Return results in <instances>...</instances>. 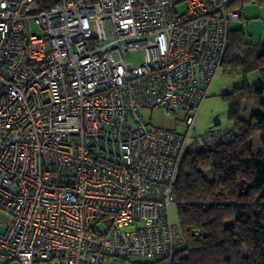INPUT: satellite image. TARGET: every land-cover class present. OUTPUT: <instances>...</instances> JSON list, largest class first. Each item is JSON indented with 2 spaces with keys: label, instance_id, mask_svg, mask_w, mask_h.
<instances>
[{
  "label": "built area",
  "instance_id": "2783aa9c",
  "mask_svg": "<svg viewBox=\"0 0 264 264\" xmlns=\"http://www.w3.org/2000/svg\"><path fill=\"white\" fill-rule=\"evenodd\" d=\"M233 1L0 0V264L173 263L183 158L227 134H198L196 116Z\"/></svg>",
  "mask_w": 264,
  "mask_h": 264
},
{
  "label": "trees",
  "instance_id": "16d2710c",
  "mask_svg": "<svg viewBox=\"0 0 264 264\" xmlns=\"http://www.w3.org/2000/svg\"><path fill=\"white\" fill-rule=\"evenodd\" d=\"M248 3L264 0H235L231 7ZM221 72L240 80L222 93L231 126L210 129L226 138L183 158L175 183L183 244L172 264H264V45L230 27ZM253 74L258 80L251 83ZM252 101L260 111L247 117Z\"/></svg>",
  "mask_w": 264,
  "mask_h": 264
},
{
  "label": "rangeland",
  "instance_id": "374dc122",
  "mask_svg": "<svg viewBox=\"0 0 264 264\" xmlns=\"http://www.w3.org/2000/svg\"><path fill=\"white\" fill-rule=\"evenodd\" d=\"M182 11L186 10V0H177ZM241 11L242 17L237 21L231 23L232 29L242 28L247 36V38L254 43L263 44L264 43V4H246L242 9L238 7ZM35 31H37L35 29ZM127 63L131 66H138L143 64L146 59V51L140 50L136 52L129 53L125 56ZM251 83L258 80L257 75L253 74L249 77ZM240 81L237 78H233L222 72H219L214 83L211 86L209 96L203 101L198 114L196 116V131L198 134H204L210 129H222L231 126V121L228 118V105L222 97V93L232 89L234 85L238 84ZM264 99V94L262 95ZM256 100V99H254ZM253 100V101H254ZM258 100V99H257ZM249 103L247 117L251 116V112H259V105H254V102ZM258 107V109H257ZM256 110V111H254ZM141 115L146 120L149 126H156L171 130L183 131V127L180 124V120L176 115L166 113L163 110H156L153 114L148 109H142ZM182 115H180L179 118ZM220 121V125H215L216 121ZM133 126L137 125L133 123ZM192 143V137L189 140V144ZM254 148L257 151L261 147L260 135L254 138ZM170 220L172 224L177 225L179 223L178 208L176 204H171L169 208ZM10 217L1 213L0 220L8 222ZM180 230V229H179ZM183 244V242H182ZM181 244V245H182ZM180 245V246H181ZM180 246H178L180 248ZM17 264V263H14Z\"/></svg>",
  "mask_w": 264,
  "mask_h": 264
},
{
  "label": "water",
  "instance_id": "95a60500",
  "mask_svg": "<svg viewBox=\"0 0 264 264\" xmlns=\"http://www.w3.org/2000/svg\"><path fill=\"white\" fill-rule=\"evenodd\" d=\"M262 45H264V44H262ZM215 125H217V126L220 125V121L217 120L216 123H215Z\"/></svg>",
  "mask_w": 264,
  "mask_h": 264
},
{
  "label": "crops",
  "instance_id": "0c3cea01",
  "mask_svg": "<svg viewBox=\"0 0 264 264\" xmlns=\"http://www.w3.org/2000/svg\"><path fill=\"white\" fill-rule=\"evenodd\" d=\"M241 17H242V14H241ZM264 44V43H263Z\"/></svg>",
  "mask_w": 264,
  "mask_h": 264
}]
</instances>
